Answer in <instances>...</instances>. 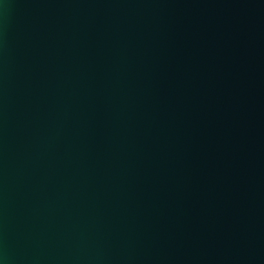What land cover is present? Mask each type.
Here are the masks:
<instances>
[{
	"label": "water",
	"instance_id": "water-1",
	"mask_svg": "<svg viewBox=\"0 0 264 264\" xmlns=\"http://www.w3.org/2000/svg\"><path fill=\"white\" fill-rule=\"evenodd\" d=\"M0 264H264V0H0Z\"/></svg>",
	"mask_w": 264,
	"mask_h": 264
}]
</instances>
